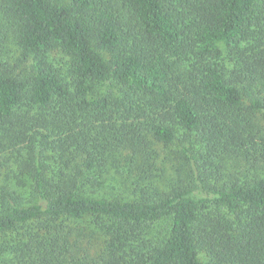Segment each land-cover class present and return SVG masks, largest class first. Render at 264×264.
Returning a JSON list of instances; mask_svg holds the SVG:
<instances>
[{
	"label": "trees",
	"instance_id": "1",
	"mask_svg": "<svg viewBox=\"0 0 264 264\" xmlns=\"http://www.w3.org/2000/svg\"><path fill=\"white\" fill-rule=\"evenodd\" d=\"M0 179V264H264V0H0Z\"/></svg>",
	"mask_w": 264,
	"mask_h": 264
},
{
	"label": "rangeland",
	"instance_id": "2",
	"mask_svg": "<svg viewBox=\"0 0 264 264\" xmlns=\"http://www.w3.org/2000/svg\"><path fill=\"white\" fill-rule=\"evenodd\" d=\"M3 183V180L2 179H0V185ZM102 188L104 189V190H107V191H110V192H117V185H112V186H110V185H108L107 183H105L103 186H102Z\"/></svg>",
	"mask_w": 264,
	"mask_h": 264
}]
</instances>
